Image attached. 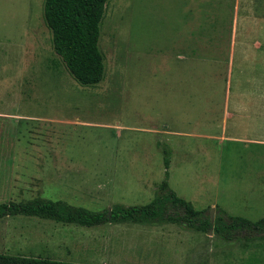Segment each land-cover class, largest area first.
Segmentation results:
<instances>
[{"label": "rangeland", "instance_id": "374dc122", "mask_svg": "<svg viewBox=\"0 0 264 264\" xmlns=\"http://www.w3.org/2000/svg\"><path fill=\"white\" fill-rule=\"evenodd\" d=\"M264 0H108L104 76L78 84L43 0H0V203L93 212L168 185L209 217L264 219ZM0 254L78 264H264V239L182 224L0 219Z\"/></svg>", "mask_w": 264, "mask_h": 264}, {"label": "trees", "instance_id": "16d2710c", "mask_svg": "<svg viewBox=\"0 0 264 264\" xmlns=\"http://www.w3.org/2000/svg\"><path fill=\"white\" fill-rule=\"evenodd\" d=\"M108 0H43L42 18L51 34L54 53L69 75L82 86H93L104 76L103 56L98 49L99 25ZM264 6V1H263ZM164 178L157 185L154 199L142 206L114 204L109 211L93 212L64 201L32 199L26 202L0 203L4 216H27L83 227L103 224H182L198 231L212 229L215 234L247 231L264 239V219L256 222L224 214L209 217L195 210L189 202L176 196L168 185L169 151L162 148ZM0 264H78L0 254Z\"/></svg>", "mask_w": 264, "mask_h": 264}, {"label": "water", "instance_id": "95a60500", "mask_svg": "<svg viewBox=\"0 0 264 264\" xmlns=\"http://www.w3.org/2000/svg\"><path fill=\"white\" fill-rule=\"evenodd\" d=\"M213 219H214V216H213V210H212V212L210 213V223L211 224H213Z\"/></svg>", "mask_w": 264, "mask_h": 264}]
</instances>
